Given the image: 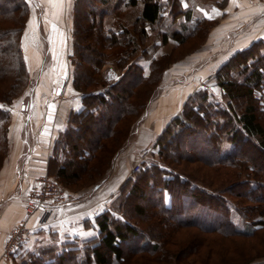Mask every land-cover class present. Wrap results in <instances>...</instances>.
<instances>
[{"label":"trees","instance_id":"1","mask_svg":"<svg viewBox=\"0 0 264 264\" xmlns=\"http://www.w3.org/2000/svg\"><path fill=\"white\" fill-rule=\"evenodd\" d=\"M198 1L73 0L68 56L83 107L70 113L48 162L65 187L107 173L172 61L152 57L147 68L137 61L149 57L150 31L163 44L169 36L202 38L209 20L193 19ZM28 14V1L0 0V167L10 104L30 82L21 44ZM105 62L123 71L112 83L102 75ZM214 82L219 97L208 86L190 94L154 152L93 219L98 237L67 249L42 246L28 252V264H248L264 256V38L232 54Z\"/></svg>","mask_w":264,"mask_h":264},{"label":"crops","instance_id":"2","mask_svg":"<svg viewBox=\"0 0 264 264\" xmlns=\"http://www.w3.org/2000/svg\"><path fill=\"white\" fill-rule=\"evenodd\" d=\"M26 1L29 17L21 44L30 82L26 99L17 101L18 96L10 106L11 148L0 167V264H28L22 255L42 246L67 249L98 237L99 229L93 219L110 205L130 174L123 173L124 167L140 164L154 152L155 139L168 121L180 112L190 94L212 82L220 64L238 49L264 38V0H199L193 19L215 20L208 42L202 50L168 68L166 79L162 80L167 84L139 116L131 135L113 155L107 173L83 188L66 187L70 203L57 210L55 220L48 210L28 217L25 243L5 259L1 256L2 243L13 223L24 218L23 197L28 185L40 174H49L48 162L56 137L65 130L70 113L83 107L81 94L72 85L71 68L66 64L72 50L68 11L73 0ZM52 59L55 62L47 61ZM122 72L112 65L103 68L107 83L117 80L109 79V73L119 77Z\"/></svg>","mask_w":264,"mask_h":264},{"label":"rangeland","instance_id":"3","mask_svg":"<svg viewBox=\"0 0 264 264\" xmlns=\"http://www.w3.org/2000/svg\"><path fill=\"white\" fill-rule=\"evenodd\" d=\"M203 1H207V0H203ZM222 1L223 0H219L218 2H221L222 3ZM72 3H73V1H72ZM73 5V4H72ZM205 6H207V5H205ZM71 10H72V6H71V8L69 9V14H70V18H71V20H72V14H71ZM124 10V9H123ZM124 13H123V15H131L132 14V12L130 11V9H125L124 11H123ZM214 21L215 20H209L208 22H205L204 24H203V28H202V32H201V35L203 34V37L202 38H199L198 37V35H195L194 37H192V36H190V37H188V38H186V41L185 42H179L178 40H176L174 37H172V36H169L168 37V41L166 42V44H163L162 43V40L160 39V36H159V34H157V32L155 31V29H153L152 28V30L150 31V33H149V39H147V43H149V44H151L152 43V45L150 46V48H149V53H148V55H149V57L148 58H146V57H142V56H138L137 57V61L139 62V63H141L145 68H147L148 67V65L150 64V60H151V58L152 57H155V58H159V59H162V58H166V57H169L172 61L168 64V66L165 68V70H164V72H163V74H162V77H161V79H160V81L159 82H157L158 84L154 87V89H153V91H152V96H151V99H150V101H149V103H148V105H150V103H153V101H154V99H155V97H156V95L158 94V91H160L162 88H163V84L164 83H166L165 81L162 83V80L165 78L166 79V75H167V70H168V68L172 65V64H174V63H177L178 64V62H181V60L182 59H185V58H188L189 56H191V55H193V53H195L196 51H198V50H202V46L204 45V44H206L207 42H208V39H207V37H208V34H209V31H210V29L215 25L214 24ZM175 26L176 27H179L178 26V23L177 24H175ZM174 27V26H173ZM160 28H162V27H160ZM173 29V28H172ZM72 30V29H71ZM169 31V30H168ZM72 32V31H71ZM170 33V32H169ZM71 53V52H70ZM69 55V54H68ZM230 57V56H229ZM228 57V58H229ZM227 58V59H228ZM67 63L66 64H68L69 66H70V68L72 67L71 66V63H70V59H69V56H67ZM226 59V60H227ZM225 60V61H226ZM47 61H50L51 63L52 62H55V59H52V60H47ZM224 61V62H225ZM27 62V61H26ZM223 62V63H224ZM82 63H83V61H82ZM84 63H86V62H84ZM222 63V64H223ZM222 64H220L219 66H218V68H217V70L220 68V66L222 65ZM109 65H112V66H114L113 64H112V62H105L103 65H102V68H101V70H102V75H103V68L104 67H108ZM171 68V67H170ZM28 69V68H27ZM216 70V71H217ZM216 71L213 73V77H212V82H210L209 83V85H207L208 86V89H212L214 92H216V95L219 97V88L216 86V84H215V82H214V78H215V73H216ZM104 73H105V71H104ZM103 76H105V75H103ZM32 79H33V77H32ZM32 83H34V82H32ZM167 84V83H166ZM28 86V85H27ZM203 86H205V84L203 85ZM210 86V87H209ZM200 88V87H199ZM28 89V87H26L25 89H24V91L19 95V97H18V99H16L17 101L18 100H25L26 99V96H24V94H25V92H26V90ZM15 99V98H14ZM13 99V100H14ZM13 100H12V102H13ZM12 102H11V104H12ZM237 103V102H236ZM11 104H10V106H11ZM147 105V106H148ZM8 132H9V130H8ZM8 144H9V150H10V148H11V144H10V142H9V137H8ZM150 156V155H149ZM133 166V165H132ZM132 166H130V165H128V166H126V167H124V169H123V173L124 174H128V173H131L132 172ZM61 183V182H60ZM62 184V183H61ZM63 185V184H62ZM64 186V185H63ZM130 220H131V222H133V223H138L139 225L141 224V219L140 218H137V217H135V216H130ZM263 220H264V217H263ZM189 230H192V229H189ZM210 238H212L213 239V237L214 236H216V237H218V235L217 234H209L208 235ZM6 238V237H5ZM219 238V237H218ZM5 240V239H4ZM240 240H242L241 238H240ZM4 242V241H3ZM2 245H3V243H2ZM258 246V245H257ZM22 247V246H21ZM217 246H215V248H216ZM258 248H261L260 246H258ZM2 249H3V247H2ZM203 250H206V248L205 247H203L202 248V251ZM23 257V259H24V256H26V253H24L23 255H22ZM10 257V256H9ZM26 261V260H25ZM18 264H21L20 262H18ZM248 264H264V256H258L257 258H255L253 261H251L250 263H248Z\"/></svg>","mask_w":264,"mask_h":264},{"label":"built area","instance_id":"4","mask_svg":"<svg viewBox=\"0 0 264 264\" xmlns=\"http://www.w3.org/2000/svg\"><path fill=\"white\" fill-rule=\"evenodd\" d=\"M139 163L132 166V170L139 168ZM70 192L56 178L49 174H40L27 187L24 201V218L13 223L3 242L1 256L9 258L15 249L20 248L26 241L27 218L34 212L48 210L52 212V218H57V210L70 203Z\"/></svg>","mask_w":264,"mask_h":264},{"label":"snow or ice","instance_id":"5","mask_svg":"<svg viewBox=\"0 0 264 264\" xmlns=\"http://www.w3.org/2000/svg\"><path fill=\"white\" fill-rule=\"evenodd\" d=\"M50 2H52V0H50ZM209 19H211L212 17L211 16H209L208 17ZM109 79H113V78H115V79H119V77H113V75H112V73H109V77H108ZM52 107H54V106H52ZM120 219H123L122 217H120ZM93 233H87V235H92Z\"/></svg>","mask_w":264,"mask_h":264}]
</instances>
